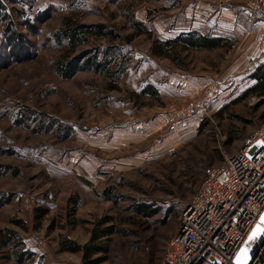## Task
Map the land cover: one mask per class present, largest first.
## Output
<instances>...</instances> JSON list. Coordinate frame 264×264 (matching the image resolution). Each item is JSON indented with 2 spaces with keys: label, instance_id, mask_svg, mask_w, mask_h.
Segmentation results:
<instances>
[{
  "label": "rangeland",
  "instance_id": "1",
  "mask_svg": "<svg viewBox=\"0 0 264 264\" xmlns=\"http://www.w3.org/2000/svg\"><path fill=\"white\" fill-rule=\"evenodd\" d=\"M5 4L25 49L13 59L3 32L9 22L0 21V168L9 167L0 176V231L18 233L36 253L27 264H83L82 253L61 251V241L84 245L95 223L111 217L124 232L112 236L104 264H161L205 170L222 165L224 154L264 125V96L246 95L264 61V0ZM66 18L105 23L123 36L141 21L152 33L130 44L131 62L118 82L92 71L65 80L55 70L63 50L53 35ZM192 31L227 38L230 47L176 50L186 69L150 55L155 39ZM105 44L92 39L81 49ZM148 84L159 98L140 97ZM109 189L117 202L104 198ZM142 202L160 209L157 216L136 215L132 207ZM39 209L47 211L41 220ZM259 239L248 248L256 250ZM0 264H17L10 247H0Z\"/></svg>",
  "mask_w": 264,
  "mask_h": 264
},
{
  "label": "trees",
  "instance_id": "2",
  "mask_svg": "<svg viewBox=\"0 0 264 264\" xmlns=\"http://www.w3.org/2000/svg\"><path fill=\"white\" fill-rule=\"evenodd\" d=\"M6 0L0 1V21L9 22L4 26L3 32L8 42L9 50L14 60H18L19 55L24 52L25 42L21 34L14 28L11 22L10 12L7 11ZM15 5L21 0H7ZM26 28L33 32L35 28L30 18L24 17ZM134 33L123 36L116 28L105 23L85 24L79 23L73 18H66L59 29L54 33L53 38L57 46L62 48V57L56 62L55 70L57 74L65 80L74 78L80 72L92 71L96 74H102L112 77L118 82L121 75L128 71L131 57L128 49L136 36H151V31L141 21L131 22ZM92 39L105 40L108 44L104 46H95L92 49L82 50L81 47L87 46ZM120 45H115L116 43ZM229 41L224 37H214L201 34L197 31L186 32L172 39H155L150 49L152 57L167 58L176 63L181 69H186L179 57L174 55L178 52L195 51H214L218 49H228ZM252 78L256 84L250 88L246 95L259 94L264 96V61L258 65L253 72ZM114 88H116L114 86ZM142 96H152L159 98V91L153 84H148L140 92ZM28 118V117H27ZM23 124V123H21ZM72 132V131H70ZM69 137V135H68ZM9 167L0 168V176H5ZM104 198L109 201L117 202L115 192L111 189L103 194ZM160 209L155 205L145 202L138 203L132 207V211L144 218H154ZM36 219L41 220L47 215L46 209H39ZM161 221L167 224L170 215L166 214ZM16 224L24 227L22 221ZM114 223L111 217H104L97 221L91 231L89 241L81 245L76 241L65 238L61 241V251L66 253H82L83 264H104L110 252V242L112 236L123 233ZM0 247H10L12 258L17 264H27L33 261L36 253L28 249L20 235L12 230L6 232L0 231Z\"/></svg>",
  "mask_w": 264,
  "mask_h": 264
},
{
  "label": "built area",
  "instance_id": "3",
  "mask_svg": "<svg viewBox=\"0 0 264 264\" xmlns=\"http://www.w3.org/2000/svg\"><path fill=\"white\" fill-rule=\"evenodd\" d=\"M251 7L253 12L258 9L256 3ZM263 216L264 125L252 130L236 152L224 154L222 165L205 170L161 264H235L241 251L257 238L255 256L248 264H264V240L260 235L250 239Z\"/></svg>",
  "mask_w": 264,
  "mask_h": 264
},
{
  "label": "water",
  "instance_id": "4",
  "mask_svg": "<svg viewBox=\"0 0 264 264\" xmlns=\"http://www.w3.org/2000/svg\"><path fill=\"white\" fill-rule=\"evenodd\" d=\"M257 235L261 236V240L263 242L264 240V216L261 220L260 226L257 229ZM255 256V253L253 250L249 249L248 247H245L240 255L237 257L235 264H238V261H240V264H248L249 261Z\"/></svg>",
  "mask_w": 264,
  "mask_h": 264
},
{
  "label": "snow or ice",
  "instance_id": "5",
  "mask_svg": "<svg viewBox=\"0 0 264 264\" xmlns=\"http://www.w3.org/2000/svg\"><path fill=\"white\" fill-rule=\"evenodd\" d=\"M256 235H257V233H253V235H252V237H250V239H255L256 238ZM238 264H240V261H238Z\"/></svg>",
  "mask_w": 264,
  "mask_h": 264
}]
</instances>
